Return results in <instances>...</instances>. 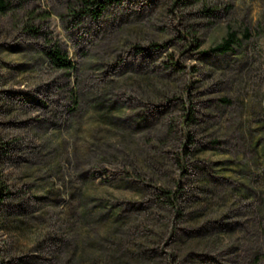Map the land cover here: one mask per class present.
<instances>
[{
  "label": "rangeland",
  "instance_id": "obj_1",
  "mask_svg": "<svg viewBox=\"0 0 264 264\" xmlns=\"http://www.w3.org/2000/svg\"><path fill=\"white\" fill-rule=\"evenodd\" d=\"M92 1L0 13V264H264V0Z\"/></svg>",
  "mask_w": 264,
  "mask_h": 264
},
{
  "label": "trees",
  "instance_id": "obj_2",
  "mask_svg": "<svg viewBox=\"0 0 264 264\" xmlns=\"http://www.w3.org/2000/svg\"><path fill=\"white\" fill-rule=\"evenodd\" d=\"M87 3H92V0H84ZM9 7L8 0H0V13L6 11ZM235 32H229L227 37L223 39V41L213 47L211 50L213 52L225 53L233 50V44L236 42ZM51 56L53 61L60 67H71L72 63L66 58V55L61 53L59 49H54L51 52Z\"/></svg>",
  "mask_w": 264,
  "mask_h": 264
}]
</instances>
